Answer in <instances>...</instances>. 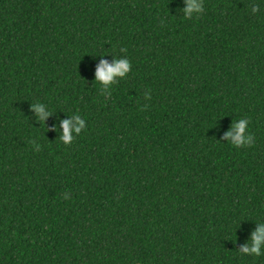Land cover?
I'll use <instances>...</instances> for the list:
<instances>
[{
  "label": "trees",
  "instance_id": "16d2710c",
  "mask_svg": "<svg viewBox=\"0 0 264 264\" xmlns=\"http://www.w3.org/2000/svg\"><path fill=\"white\" fill-rule=\"evenodd\" d=\"M253 2L185 19L183 0H0V264H264L238 253L264 220ZM115 55L131 71L106 96L95 69ZM240 118L254 143L234 148Z\"/></svg>",
  "mask_w": 264,
  "mask_h": 264
},
{
  "label": "clouds",
  "instance_id": "9594fccd",
  "mask_svg": "<svg viewBox=\"0 0 264 264\" xmlns=\"http://www.w3.org/2000/svg\"><path fill=\"white\" fill-rule=\"evenodd\" d=\"M183 7L179 8L183 18L191 19L194 16L203 14L204 0H183ZM261 5H264V0H254L250 5L252 14H259L261 12ZM124 53L126 50L121 48L119 50ZM103 55V54H101ZM131 60L126 55L116 56L110 63L106 59H101L95 69V82L100 86L104 95H110L112 86L117 84L120 79L126 77L131 71ZM150 92H145L144 97L147 99ZM31 108L37 113V120L44 124L46 118L51 115L54 110L46 103H32ZM56 128L55 125L52 126ZM61 134L58 137L63 144H70L76 136L86 130V118L77 112L70 114L69 119L60 121ZM225 137L230 146L234 148L247 147L254 143L253 133L251 131L250 120L248 118H240L233 120L231 127L225 133ZM36 150H40L41 145L33 142ZM69 192L63 193L64 199H69ZM238 253L241 256L258 258L264 256V220H257V226L250 233V239L240 247Z\"/></svg>",
  "mask_w": 264,
  "mask_h": 264
}]
</instances>
